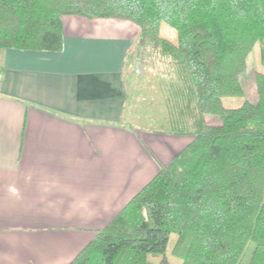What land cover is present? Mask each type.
Wrapping results in <instances>:
<instances>
[{"label": "trees", "instance_id": "obj_1", "mask_svg": "<svg viewBox=\"0 0 264 264\" xmlns=\"http://www.w3.org/2000/svg\"><path fill=\"white\" fill-rule=\"evenodd\" d=\"M65 15L135 23L126 58L155 53L175 76L150 129L193 136L70 264H241L248 249L264 264V70L254 101L222 102L243 93L255 45L264 68V0H0V50H61Z\"/></svg>", "mask_w": 264, "mask_h": 264}, {"label": "crops", "instance_id": "obj_2", "mask_svg": "<svg viewBox=\"0 0 264 264\" xmlns=\"http://www.w3.org/2000/svg\"><path fill=\"white\" fill-rule=\"evenodd\" d=\"M138 35L65 15L61 50H0V264H70L193 140L125 115Z\"/></svg>", "mask_w": 264, "mask_h": 264}, {"label": "rangeland", "instance_id": "obj_3", "mask_svg": "<svg viewBox=\"0 0 264 264\" xmlns=\"http://www.w3.org/2000/svg\"><path fill=\"white\" fill-rule=\"evenodd\" d=\"M160 33L168 39L176 40L175 30L166 23H161ZM143 60L138 68L134 55H130L127 56L123 66L122 74L127 92L125 115L129 114L133 119L132 123L139 126V128L150 129L155 126H149L148 121L152 120L153 123L155 121L153 118H159L158 122H161L164 114H166L165 101L160 90L163 84L173 80L175 76L167 60L161 59L155 53L149 52V54L143 57ZM256 70H264L259 62L258 45H255L251 50L248 57L247 70L241 76L243 93L237 96L222 97L225 107L238 106L245 100L254 101L256 99L253 87V73ZM175 238L176 235L172 233L169 237L168 251ZM248 250L245 252L241 264H245ZM171 261L173 264L180 263L178 258H172Z\"/></svg>", "mask_w": 264, "mask_h": 264}]
</instances>
